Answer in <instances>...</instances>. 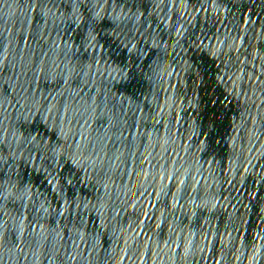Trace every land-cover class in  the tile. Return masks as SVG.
I'll use <instances>...</instances> for the list:
<instances>
[{"label": "water", "instance_id": "95a60500", "mask_svg": "<svg viewBox=\"0 0 264 264\" xmlns=\"http://www.w3.org/2000/svg\"><path fill=\"white\" fill-rule=\"evenodd\" d=\"M0 264H264V0H0Z\"/></svg>", "mask_w": 264, "mask_h": 264}]
</instances>
